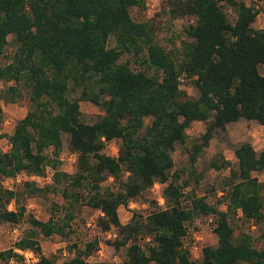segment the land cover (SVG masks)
Listing matches in <instances>:
<instances>
[{
    "label": "trees",
    "instance_id": "16d2710c",
    "mask_svg": "<svg viewBox=\"0 0 264 264\" xmlns=\"http://www.w3.org/2000/svg\"><path fill=\"white\" fill-rule=\"evenodd\" d=\"M220 1L232 10L231 19ZM142 3L0 0V53L8 36L13 46L9 62L0 66V81L14 82L5 89L8 96L1 97L14 101L20 85L29 102L6 135L8 148L0 150V176L13 178L22 172L38 177L50 166L53 182L64 184L65 200L51 204L46 220L29 215L30 229L0 250L1 262L20 259L16 250H25L36 256L34 264H54L52 256L42 254L38 236L65 237L72 231L74 210L84 198L78 189L87 184L92 194L84 204L100 212V230L114 229V237L106 242L115 250L124 248L119 264H264V248L254 247L244 232L235 241L229 222L230 215L239 213L255 225L264 223V187L256 176L264 172V149L255 150L249 142L234 147L235 169L227 178L224 210L192 190L183 193L187 181H179V171L171 170V152L183 143L193 121L202 122L204 130L188 150L190 169L225 124L245 119L264 125V76L258 71V65H264V27H252L256 11L241 0H177L171 2L170 14L193 17L183 28L186 39L178 55L154 42L150 22L131 19L128 9ZM110 37L113 46L107 45ZM124 52L143 56V68L119 61ZM181 76L195 90L194 97L179 87ZM71 88L77 95H70ZM79 101L97 106L101 114L84 122ZM62 136L75 159L69 174L55 168ZM110 141L117 142L115 156L102 151ZM210 165L221 166L215 160ZM109 176L124 178L117 190L100 192V183ZM154 182L163 185V207L145 216L133 211L128 222L120 223L117 207ZM42 189L33 180L22 182L18 191L0 188V220L18 222L24 207L11 210L7 203ZM198 215L211 216L216 243L203 246L199 259H192L182 239L185 223ZM97 243L92 239L82 248L71 244L73 255L60 264H116L87 260Z\"/></svg>",
    "mask_w": 264,
    "mask_h": 264
},
{
    "label": "rangeland",
    "instance_id": "374dc122",
    "mask_svg": "<svg viewBox=\"0 0 264 264\" xmlns=\"http://www.w3.org/2000/svg\"><path fill=\"white\" fill-rule=\"evenodd\" d=\"M177 0H143L142 5L132 6L128 9L131 19L137 22L147 21L153 25V40L165 50L172 49L179 55L181 42L186 39L183 28L193 22L191 16H172L169 12L171 2ZM246 5L253 6L256 11L253 28L264 27V0H241ZM223 9L227 13L229 19L233 17L232 10L228 5L223 3ZM9 43L0 53V66L9 62V57L12 54L13 46L11 45V36L7 37ZM108 46L114 45L112 37L108 40ZM142 56V55H141ZM134 57L130 52L121 54L119 61H127L132 69L143 68L141 61ZM258 71L264 76V65H258ZM9 85H14L13 81H0V108L2 111L0 117V150L5 151L8 148L6 135L9 134L17 120H19L27 111L29 102L27 93L18 86L19 96L13 95L14 101H7L1 97L6 95L5 89ZM179 87L184 90L189 96H195V90L190 86L188 80L181 76L179 79ZM70 95H77V90L71 88ZM79 109L81 118L86 123H91L96 117L101 114L99 108L88 101H79ZM148 119L145 120V124ZM204 124L200 121H193L185 130V140L182 144H176L171 152L173 161L172 171L177 170L180 173V180H186L187 185L183 189V193L192 190L196 196H201L205 202L214 205L217 208L225 209L224 192L227 189V178L230 176V171L235 169V158L233 156L234 147L241 142H249L255 150L264 149V125L257 123L255 120L238 119L234 122L225 124L223 130L216 131L198 154L191 169L187 164L188 150L191 145L196 142V138L203 132ZM117 142L110 141L104 145L103 152L110 156L116 155ZM46 154L51 157V148L45 150ZM74 156L67 151V142L65 136H62V146L55 158V168L66 173H71L75 168ZM216 161L221 164L219 169L211 167V162ZM53 168L46 166L42 176H31L25 173H18L13 178H4L0 176V188L15 189L18 191L22 188V182L33 180L35 184L43 188L36 195L19 196L16 201L10 200L7 203V209H14L16 205L24 207V212L21 219L16 223L3 222L0 220V250H4L12 246L20 235L30 229L27 222L29 215L39 220H46L49 216V211L52 203L64 204L65 200L62 197L61 190L63 182L56 184L52 180ZM258 181L264 187V172L258 173ZM112 177H107L99 185V191L104 189L117 190L120 187V180ZM162 184L154 182L153 185L141 194L129 200L126 205H119L116 213L120 223H126L131 217L133 211L137 215L145 216L149 211L163 207V199L161 197ZM78 192L84 198H88L92 191L88 185L84 184L78 189ZM84 198L79 199L80 204L74 210V218L71 220V232L65 237L51 235L49 237L38 236L41 252L45 256H52L54 264H60L61 261L70 258L73 253L69 251L71 244H76L80 248L83 244L92 239L98 241L96 250L92 255L87 257V260L105 263L115 262L119 264L124 256V248L118 250L113 249L106 240L114 237V229L110 228L106 231L99 229L96 224V218L100 212L90 208L84 204ZM61 213V212H60ZM59 214V212H58ZM61 215V214H60ZM230 225L233 229L234 240H238L241 233H246L250 236L251 244L256 248H264V223L255 225L251 221L242 219L239 213L230 215ZM187 231L183 236L182 243L189 250L192 259H199L201 248L205 245H213L216 243V237L212 232V218L210 215H198L186 223ZM139 243L143 239L139 237ZM25 251V250H24ZM23 251V252H24ZM20 255L18 250H16ZM32 253V252H31ZM36 256L32 253L31 257L21 255L20 259H10L7 262L0 264H34ZM152 264V263H148Z\"/></svg>",
    "mask_w": 264,
    "mask_h": 264
},
{
    "label": "built area",
    "instance_id": "2783aa9c",
    "mask_svg": "<svg viewBox=\"0 0 264 264\" xmlns=\"http://www.w3.org/2000/svg\"><path fill=\"white\" fill-rule=\"evenodd\" d=\"M19 252L22 253L24 257H26V255H28L29 257H31V255H32V253L30 251H24V252L23 251H19Z\"/></svg>",
    "mask_w": 264,
    "mask_h": 264
}]
</instances>
